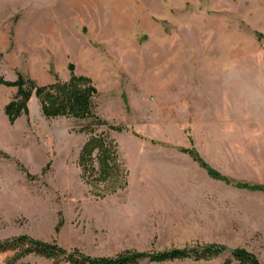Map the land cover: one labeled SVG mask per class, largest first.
<instances>
[{"label":"rangeland","instance_id":"1","mask_svg":"<svg viewBox=\"0 0 264 264\" xmlns=\"http://www.w3.org/2000/svg\"><path fill=\"white\" fill-rule=\"evenodd\" d=\"M73 75L115 128L97 131L115 143L113 176L79 165L92 118L47 117L36 90L11 116L19 87L0 83L1 240L92 257L218 244L212 259L161 264H223L238 247L264 264V0H0V77Z\"/></svg>","mask_w":264,"mask_h":264},{"label":"trees","instance_id":"2","mask_svg":"<svg viewBox=\"0 0 264 264\" xmlns=\"http://www.w3.org/2000/svg\"><path fill=\"white\" fill-rule=\"evenodd\" d=\"M86 79L83 76L73 75L68 82H56L51 86H38L34 81H25L19 77L17 81H4L0 77V83L7 86H18L19 100L11 103L7 112L11 116H17L25 106L29 95L33 90L41 98L43 113L47 117L71 116L78 119H89L93 121L83 127L88 134L79 154V165L84 176L91 181L107 182L113 176V159L115 143L109 137L108 132L98 133V128L107 123L94 112V88L85 86ZM108 130L115 129L107 124ZM192 157L202 166H206L200 155L195 150H188ZM214 178H224L209 166H206ZM248 186L247 183H243ZM225 250L218 244H205L188 246L185 248H171L156 252L124 251L116 257H92L81 250L69 251L53 242L34 239L27 235H20L9 239H0V253L14 251L15 255L10 264L30 255H40L46 258H54L53 264H59V259H64L69 264H142L146 262L165 263L176 260H209ZM263 264L259 257L246 248L238 247L232 250L230 257L223 264Z\"/></svg>","mask_w":264,"mask_h":264}]
</instances>
